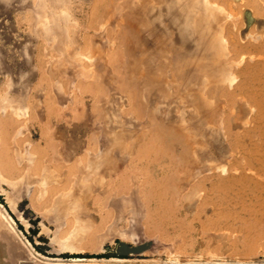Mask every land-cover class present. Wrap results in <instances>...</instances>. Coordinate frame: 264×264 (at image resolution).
<instances>
[{
	"label": "rangeland",
	"instance_id": "obj_1",
	"mask_svg": "<svg viewBox=\"0 0 264 264\" xmlns=\"http://www.w3.org/2000/svg\"><path fill=\"white\" fill-rule=\"evenodd\" d=\"M132 1L0 0V264H264V98L237 114L200 55L181 74L161 56L134 72ZM246 1L213 0L234 8L256 76L264 0ZM119 241L153 245L109 254Z\"/></svg>",
	"mask_w": 264,
	"mask_h": 264
},
{
	"label": "bare ground",
	"instance_id": "obj_2",
	"mask_svg": "<svg viewBox=\"0 0 264 264\" xmlns=\"http://www.w3.org/2000/svg\"><path fill=\"white\" fill-rule=\"evenodd\" d=\"M202 1L200 0V7H198L200 14L198 11L196 12L198 0H141L139 2L132 1L129 3L128 6L131 7V13L134 15V18L124 22L125 31L123 36L128 38V35H130L135 41H130L127 38L123 41L124 48H126V53L133 58V63L131 64L132 70L136 72L137 69L140 68L139 64L142 62L144 56L149 58L153 56H161L164 59L170 57L176 72L181 74L185 70H193V68L197 66V60H199L197 59L199 58L197 56L200 55V68H202V59L204 58L203 60L206 62L207 58L211 61V63H209L210 65L213 63L212 67L214 68V71L212 68V74L215 73L217 77H220L218 79L216 75H214L215 77L213 76L212 79L210 78L212 84H214L217 88L215 91H213L212 96L220 102H229L231 100H235L236 102L238 101L240 103V111L237 114H245L248 112L246 105L250 104V96L254 91L259 93V95L264 98V72H260L256 76H249L254 65L250 61L244 63L240 54L243 51L248 50L249 45L251 44L249 41L243 40L244 31L240 29L239 26L238 29H236V23L234 24L229 20L233 15V7L229 6L232 4L229 3L228 6L231 8V11H228V7L225 5H219V2H213V0ZM151 2L155 3L156 5L150 4ZM239 2L241 3V1ZM246 2H249V0ZM233 11H235L234 8ZM191 18L194 19V26L196 25V27H192L193 20L190 21ZM165 19L167 20V23L164 22ZM166 29L168 30L166 31ZM189 29L191 30L189 31ZM158 30L162 31L161 35L158 33ZM164 31H166L165 33H168L164 35ZM144 32H150L151 36L153 37V43H150L146 40ZM194 32L196 33L197 38L198 35L200 36V44L196 45L197 53L188 56L186 54L189 50L186 47L187 44H189V39L192 35H194ZM141 40L148 45L149 50H146L145 47L141 45ZM132 52L135 56L131 55ZM259 59V56L255 58V64H257ZM160 64L163 65V62H160ZM209 64L208 66H210ZM204 72L209 73V70L203 69V76L205 74ZM242 75H244L243 79H240L241 82L235 86V81ZM205 79L209 84L210 79L207 77H205ZM243 88L246 90V95H248V97L246 96V100L243 98L245 95L243 96L241 93ZM214 106L218 105H215L214 102ZM218 108H220V106H218ZM209 114L210 113H202L201 116H209ZM249 114L250 113L247 115ZM246 121L247 120L243 122L242 119H237L238 124L242 126H244L243 123L248 124ZM241 150H243V148ZM23 158L24 157H22V159ZM96 162L99 161L96 160ZM32 177L34 179V176ZM19 181L20 180H18V182ZM18 182L16 183V186H19L20 183ZM258 183H260V180H258ZM67 196L62 195L60 198L57 196L59 199H57V202L54 201L55 204L57 206L60 205L61 207L63 205L65 206L67 202ZM251 202L252 201H250V203ZM248 205L249 204H247V207ZM258 210L259 212H264V203L260 205L259 209H257V212Z\"/></svg>",
	"mask_w": 264,
	"mask_h": 264
},
{
	"label": "water",
	"instance_id": "obj_3",
	"mask_svg": "<svg viewBox=\"0 0 264 264\" xmlns=\"http://www.w3.org/2000/svg\"><path fill=\"white\" fill-rule=\"evenodd\" d=\"M153 245L152 241H146L137 245H129L124 241H119L116 245V248L109 250V254H122V255H128L132 253H141L149 248H151ZM40 248H46L45 245L39 244Z\"/></svg>",
	"mask_w": 264,
	"mask_h": 264
}]
</instances>
